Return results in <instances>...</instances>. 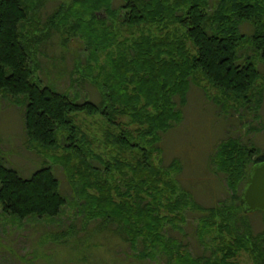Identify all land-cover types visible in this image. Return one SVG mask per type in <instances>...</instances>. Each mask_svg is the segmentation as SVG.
Listing matches in <instances>:
<instances>
[{"label": "trees", "instance_id": "16d2710c", "mask_svg": "<svg viewBox=\"0 0 264 264\" xmlns=\"http://www.w3.org/2000/svg\"><path fill=\"white\" fill-rule=\"evenodd\" d=\"M46 1L0 0V94L23 108L27 141L61 167L84 221H97L101 233L132 249L140 245L132 253L138 260L242 264L245 254L249 264H264V228L254 232L239 203L264 151L234 136L221 139L210 161L223 174L228 200L207 207L180 187L179 160L164 165L160 157L162 136L182 121L191 84L207 97V86L216 89L220 96L211 99L227 109L230 98L262 102L264 73L253 57L264 66V0H121L116 7L113 0H68L41 20ZM53 32L64 47L71 37L81 41L80 80L89 78L98 101L33 80L31 55ZM246 45L253 52L243 55ZM79 113L102 115L99 139ZM41 163L23 176L0 161V213L17 221L60 214L67 202L60 180ZM192 207L202 211L194 234L209 254H193L169 235Z\"/></svg>", "mask_w": 264, "mask_h": 264}, {"label": "rangeland", "instance_id": "374dc122", "mask_svg": "<svg viewBox=\"0 0 264 264\" xmlns=\"http://www.w3.org/2000/svg\"><path fill=\"white\" fill-rule=\"evenodd\" d=\"M68 0H47L41 8V20L54 11L56 6ZM121 0H113V6H119ZM211 6L215 0H209ZM240 24L247 34L251 26ZM244 26V27H243ZM59 36L53 32L51 39L41 45L40 53H32L34 69L33 80L41 81L66 90L71 96H84L99 100V94L88 79L80 80L84 64V49L81 41L71 37L64 47ZM253 52L250 45L242 50L243 55ZM258 70L264 73L262 61L253 57ZM79 79L74 82L71 78ZM54 86V87H55ZM55 87V88H56ZM208 97L202 89L191 84L187 94V103L182 107L183 119L174 128L165 132L160 142L161 162L168 164L176 158L180 171L176 178L180 187L191 194L200 207L212 206L228 200L229 191L223 174L215 173L210 156L216 144L227 136H234L245 143H252L264 151V96L256 107L253 102L239 103L230 98L228 109L219 106L211 96L219 97L217 90L207 86ZM224 98V96H223ZM226 108V109H225ZM225 109V111H223ZM84 119V127L90 128L100 138L104 124L102 115L94 116L79 113ZM126 124L127 117L119 119ZM100 148L99 151H103ZM60 153L59 150L56 151ZM104 152V151H103ZM106 156V155H105ZM44 159L51 164L60 180V189L66 197V204L54 218L30 217L20 221L0 213V264H162V259L148 258L138 260L127 243L110 232L101 233L98 222H86L76 211L77 207L70 183L61 167L52 164L49 157L40 155L27 141L23 108L13 104L0 94V161L13 167L26 176L38 168ZM96 166L99 163L94 161ZM202 211L192 207L185 211V220L176 229L169 228L172 235L182 243L186 242L193 254H207L205 245L198 242L194 234L197 218ZM250 223L254 232L264 228V211L256 210L241 214ZM209 254V253H208ZM242 264H249L244 254L239 258Z\"/></svg>", "mask_w": 264, "mask_h": 264}, {"label": "water", "instance_id": "95a60500", "mask_svg": "<svg viewBox=\"0 0 264 264\" xmlns=\"http://www.w3.org/2000/svg\"><path fill=\"white\" fill-rule=\"evenodd\" d=\"M239 203L243 212L264 211V161L251 167Z\"/></svg>", "mask_w": 264, "mask_h": 264}]
</instances>
